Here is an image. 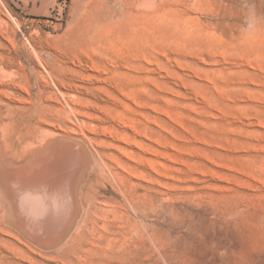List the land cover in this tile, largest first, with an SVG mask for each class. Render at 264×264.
<instances>
[{"label": "rangeland", "instance_id": "obj_1", "mask_svg": "<svg viewBox=\"0 0 264 264\" xmlns=\"http://www.w3.org/2000/svg\"><path fill=\"white\" fill-rule=\"evenodd\" d=\"M0 65L1 154L65 149L77 207L0 264H264V0H0Z\"/></svg>", "mask_w": 264, "mask_h": 264}, {"label": "bare ground", "instance_id": "obj_2", "mask_svg": "<svg viewBox=\"0 0 264 264\" xmlns=\"http://www.w3.org/2000/svg\"><path fill=\"white\" fill-rule=\"evenodd\" d=\"M144 2L151 4L156 0ZM18 79L19 76L4 72L0 65V104H8L21 90ZM20 81L24 83L23 80ZM19 110L23 111V108ZM46 119L47 116L42 114L39 121L44 122ZM21 136L25 141L38 138L32 129H28ZM49 150L50 144L47 141L40 145L29 142L23 149L12 153L5 151L4 155L0 150V233L9 236L11 233L17 234L16 238L35 241L46 250L61 241L77 209L72 193L66 192L62 186L64 168L70 167L72 162H67L65 149L59 148L52 161L47 163ZM79 158L75 157L77 161ZM71 159L74 160L72 157ZM81 162L84 165L85 159L80 160V166ZM140 204L135 207L136 212L140 211ZM83 231L82 226L70 243V248L83 238ZM100 239L102 244L105 243L102 245L105 249L115 245L112 238ZM88 244H92V241ZM24 260L29 262L28 259Z\"/></svg>", "mask_w": 264, "mask_h": 264}]
</instances>
